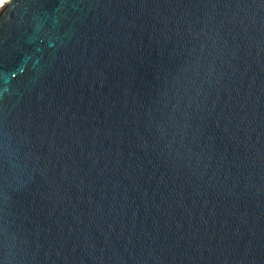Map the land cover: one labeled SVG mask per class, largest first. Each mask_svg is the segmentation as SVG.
<instances>
[{"label": "water", "instance_id": "95a60500", "mask_svg": "<svg viewBox=\"0 0 264 264\" xmlns=\"http://www.w3.org/2000/svg\"><path fill=\"white\" fill-rule=\"evenodd\" d=\"M0 264H264V0L2 1Z\"/></svg>", "mask_w": 264, "mask_h": 264}, {"label": "bare ground", "instance_id": "6f19581e", "mask_svg": "<svg viewBox=\"0 0 264 264\" xmlns=\"http://www.w3.org/2000/svg\"><path fill=\"white\" fill-rule=\"evenodd\" d=\"M0 2H2V0H0Z\"/></svg>", "mask_w": 264, "mask_h": 264}, {"label": "rangeland", "instance_id": "374dc122", "mask_svg": "<svg viewBox=\"0 0 264 264\" xmlns=\"http://www.w3.org/2000/svg\"><path fill=\"white\" fill-rule=\"evenodd\" d=\"M2 1H4V0H2ZM1 3V2H0Z\"/></svg>", "mask_w": 264, "mask_h": 264}]
</instances>
